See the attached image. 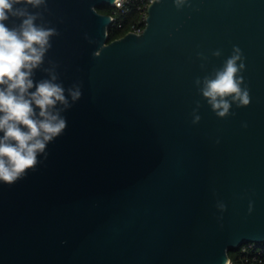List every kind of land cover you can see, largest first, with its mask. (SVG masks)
Wrapping results in <instances>:
<instances>
[{
	"label": "water",
	"instance_id": "water-1",
	"mask_svg": "<svg viewBox=\"0 0 264 264\" xmlns=\"http://www.w3.org/2000/svg\"><path fill=\"white\" fill-rule=\"evenodd\" d=\"M114 2L28 6L57 32L34 84L82 96L57 105L67 127L35 169L0 183V264H230L264 243V0H154L109 41L97 7ZM234 46L250 104L220 118L201 90Z\"/></svg>",
	"mask_w": 264,
	"mask_h": 264
},
{
	"label": "clouds",
	"instance_id": "clouds-1",
	"mask_svg": "<svg viewBox=\"0 0 264 264\" xmlns=\"http://www.w3.org/2000/svg\"><path fill=\"white\" fill-rule=\"evenodd\" d=\"M44 3L45 0H0V183L9 186L35 169L38 155L66 129L67 120L57 105L67 109L71 107L68 97L74 103L82 96L79 86L69 88L66 96L54 74L34 84L33 70L43 63L51 47L50 38L57 35L54 28L37 24L40 14L29 10L28 6L35 9ZM10 20L19 23L9 26ZM213 55L219 56L220 52ZM244 68L242 52L234 46L214 77L204 79L202 95L218 117L230 114L232 102L237 107L250 104L249 91L242 87L240 74ZM199 119L197 116L194 122Z\"/></svg>",
	"mask_w": 264,
	"mask_h": 264
},
{
	"label": "built area",
	"instance_id": "built-area-1",
	"mask_svg": "<svg viewBox=\"0 0 264 264\" xmlns=\"http://www.w3.org/2000/svg\"><path fill=\"white\" fill-rule=\"evenodd\" d=\"M154 0H115L113 7V13L110 14L112 17V26L122 28V22L117 20L118 15L121 14H130L135 10L138 14L137 20L130 24V28L127 33L135 32L141 33L146 25V19L148 17V8ZM110 27V28H111ZM262 243L249 242L240 246L241 252L247 254V256L254 253L253 258L257 259V256H260L263 252L261 248ZM252 250V251H251ZM248 259V258H247ZM231 264V262H230Z\"/></svg>",
	"mask_w": 264,
	"mask_h": 264
},
{
	"label": "trees",
	"instance_id": "trees-1",
	"mask_svg": "<svg viewBox=\"0 0 264 264\" xmlns=\"http://www.w3.org/2000/svg\"><path fill=\"white\" fill-rule=\"evenodd\" d=\"M97 10L104 14H112L113 7L111 5L105 4L97 7ZM138 14L135 10H133L130 14H119L117 20L122 22L123 27L118 28L113 26L109 29V41H113L119 37L124 36L129 28L130 24L137 20ZM145 26V25H144ZM261 248H263V252L260 256H257V259L253 258L254 253L247 256V254H243L241 252V248L237 247L231 249L229 251V257L231 264H264V243H262ZM252 251V250H251ZM248 258V259H247Z\"/></svg>",
	"mask_w": 264,
	"mask_h": 264
}]
</instances>
